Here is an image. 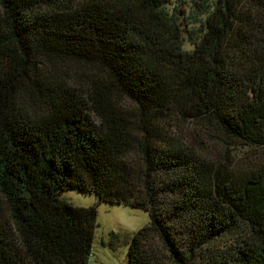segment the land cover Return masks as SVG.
<instances>
[{"label":"trees","instance_id":"1","mask_svg":"<svg viewBox=\"0 0 264 264\" xmlns=\"http://www.w3.org/2000/svg\"><path fill=\"white\" fill-rule=\"evenodd\" d=\"M171 1L0 0V264H89L68 189L149 213L129 264H264V0Z\"/></svg>","mask_w":264,"mask_h":264},{"label":"rangeland","instance_id":"2","mask_svg":"<svg viewBox=\"0 0 264 264\" xmlns=\"http://www.w3.org/2000/svg\"><path fill=\"white\" fill-rule=\"evenodd\" d=\"M204 0H172L171 4L167 6V10L171 15H174L178 23L185 30L186 24L194 22L195 19L204 20L203 16H200V11ZM211 2L213 0H207ZM198 28L199 26H195ZM188 29H191L189 26ZM185 37V50H193L190 42L188 41V35ZM195 130V131H194ZM185 134V133H184ZM186 140L190 142H196L202 149L207 150L205 155L216 162H221L224 153L231 152L234 155V161L237 166L244 165V162L251 160V151L245 147L234 146L227 147L216 141H211L206 146L203 143L206 142L205 136L196 130V126L189 124L186 128ZM209 140V139H208ZM196 146V145H195ZM59 198L79 208H91L97 209V225L98 228L95 231L91 256L89 264H129V247L133 237L142 229L150 224L149 213L142 209H135L125 205L100 203L97 195L93 193H86L77 189H68L66 191L59 192ZM240 241V239H239ZM229 239H221L217 241L216 246L211 248L210 251H217L219 253L229 252L231 248ZM164 254H162L163 256ZM164 264H172L168 258L163 256Z\"/></svg>","mask_w":264,"mask_h":264}]
</instances>
